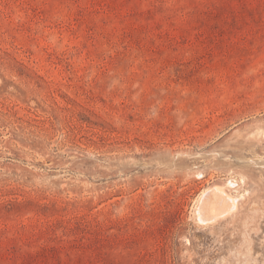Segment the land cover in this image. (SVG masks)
<instances>
[{
	"label": "rangeland",
	"instance_id": "rangeland-1",
	"mask_svg": "<svg viewBox=\"0 0 264 264\" xmlns=\"http://www.w3.org/2000/svg\"><path fill=\"white\" fill-rule=\"evenodd\" d=\"M0 264H264V0H0Z\"/></svg>",
	"mask_w": 264,
	"mask_h": 264
},
{
	"label": "bare ground",
	"instance_id": "bare-ground-1",
	"mask_svg": "<svg viewBox=\"0 0 264 264\" xmlns=\"http://www.w3.org/2000/svg\"><path fill=\"white\" fill-rule=\"evenodd\" d=\"M228 200L217 188L208 189L201 195V205L198 215L200 212L203 221H213L217 216L223 215L228 210ZM232 202H230V205H232Z\"/></svg>",
	"mask_w": 264,
	"mask_h": 264
}]
</instances>
